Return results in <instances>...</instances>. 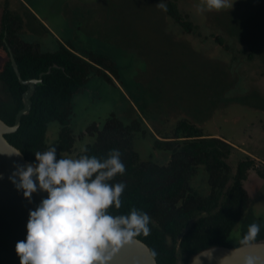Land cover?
<instances>
[{
  "label": "rangeland",
  "instance_id": "obj_1",
  "mask_svg": "<svg viewBox=\"0 0 264 264\" xmlns=\"http://www.w3.org/2000/svg\"><path fill=\"white\" fill-rule=\"evenodd\" d=\"M6 1L0 0V27ZM8 1L27 22L25 38L34 28L43 49L55 50L57 41L44 26L25 14L17 0ZM167 1L29 0L59 36L79 50L113 57L120 69L117 84L93 73L74 96L71 126L78 138L72 152L60 155L74 158L95 140L86 134L87 127L94 122L102 127L112 113L125 122L142 118L156 136L189 117L234 145L228 158L233 173L247 155L264 171V0H225L219 10H208L204 0H171L197 25L193 32L169 17L160 6ZM7 96L0 80V98ZM60 126L57 120L48 123V144L59 138ZM133 147L141 160L169 161V151L158 148L149 133H135ZM244 185L251 205L231 232V245L242 241L250 224L264 227V177L251 169ZM192 192H209L205 171L192 180ZM179 264H187L181 251Z\"/></svg>",
  "mask_w": 264,
  "mask_h": 264
},
{
  "label": "trees",
  "instance_id": "obj_2",
  "mask_svg": "<svg viewBox=\"0 0 264 264\" xmlns=\"http://www.w3.org/2000/svg\"><path fill=\"white\" fill-rule=\"evenodd\" d=\"M164 5L169 17L186 32L197 28L177 3L169 0ZM24 31V19L9 7L7 0L0 27V80L8 96L0 98V117L14 124L17 112L24 106L23 95L30 88V84L20 82L12 55L23 78H38L49 67L51 71L43 75L42 84L36 85L32 108L22 116L19 128L5 136L32 161L35 151H45L53 145L59 158L61 153L72 152L78 138L71 126L74 96L83 91L93 73L117 84L120 69L113 57L92 49L79 50L70 42L59 41L55 50H44L41 42L26 39ZM216 38L223 44L220 35ZM54 120L61 125L59 138L48 144V123ZM135 133L152 135L158 148L169 151V161L161 164L151 158L141 160L133 147ZM86 134L96 136L95 140L74 158L83 154L103 158L111 149L120 150L126 171L111 182L122 181L126 188L121 195V207H110L108 211L118 215L136 208L149 214L148 235L137 237L150 246L159 264H179V251L186 254L188 261L192 253L211 245L236 246L229 244L228 238L251 205L244 181L251 169L264 177L253 156L239 159L233 173L228 158L234 145L222 136L205 132L189 117L180 118L174 127L158 131L156 136L142 118L125 122L112 113L102 127L95 122L90 124ZM200 170L208 175L207 194L192 192V180ZM230 179L233 181L228 189ZM247 230L243 231L240 243L249 241L245 240ZM261 237L262 226L253 239Z\"/></svg>",
  "mask_w": 264,
  "mask_h": 264
},
{
  "label": "clouds",
  "instance_id": "obj_3",
  "mask_svg": "<svg viewBox=\"0 0 264 264\" xmlns=\"http://www.w3.org/2000/svg\"><path fill=\"white\" fill-rule=\"evenodd\" d=\"M224 3L204 0L208 10H219ZM34 155L33 162L18 165L9 177L30 202L34 193H46L29 210L26 236L16 242L20 264H110L109 250L148 235L151 217L147 212L132 208L127 214L114 215L108 211L121 207L126 188L122 181L111 182L126 171L119 149H111L103 158L87 154L57 158L53 145ZM259 231L260 225L250 224L245 240ZM245 264H256V260L249 257Z\"/></svg>",
  "mask_w": 264,
  "mask_h": 264
},
{
  "label": "water",
  "instance_id": "obj_4",
  "mask_svg": "<svg viewBox=\"0 0 264 264\" xmlns=\"http://www.w3.org/2000/svg\"><path fill=\"white\" fill-rule=\"evenodd\" d=\"M12 64L21 83L30 84L23 95L24 106L17 112L14 124L0 117V264H20L15 251L17 241L26 236V223L30 209H34L46 193H34L31 202L17 190L9 179L18 165H27L28 159L17 146L9 142L5 134L15 132L24 114L32 108V95L36 85L43 83L42 72L38 78H23L12 55ZM19 152V155H17ZM110 264H159L150 246L138 237L132 238L118 250H109ZM252 257L256 264H264V237L245 241L236 246L215 244L192 253L187 264H245Z\"/></svg>",
  "mask_w": 264,
  "mask_h": 264
},
{
  "label": "crops",
  "instance_id": "obj_5",
  "mask_svg": "<svg viewBox=\"0 0 264 264\" xmlns=\"http://www.w3.org/2000/svg\"><path fill=\"white\" fill-rule=\"evenodd\" d=\"M32 1H34V0H32ZM36 1H39V0H36ZM17 2L21 5V7L23 8V12L25 13V14H27L28 12L31 14V18H33V20H35L37 23L38 22H40L43 26H44V28H45V32L47 33V34H49L50 36H52V38L54 39V40H56L57 41V46H58V43H59V41H61V42H64V43H66V42H70L72 45H74L70 40H66V39H64V38H62L61 36H59L58 35V32H56L55 30H54V28L53 27H51L50 25H47V24H44L41 20H40V16H39V14L35 11V9L31 6V2H29V0H17ZM25 21V20H24ZM26 26H27V22L25 21V28H26ZM30 26H32V25H30ZM25 35V31H24V33H23V36ZM29 35L31 36V38H26V39H28V40H31V41H39L38 40V34H37V32L35 31V29L33 28V31H31L30 33H29ZM25 37V36H24ZM35 37H37V38H35ZM40 42V41H39ZM42 44V47H43V43H41ZM56 49V48H55Z\"/></svg>",
  "mask_w": 264,
  "mask_h": 264
}]
</instances>
